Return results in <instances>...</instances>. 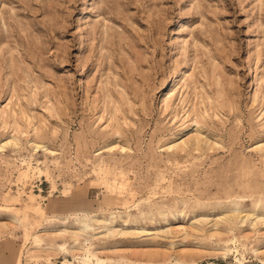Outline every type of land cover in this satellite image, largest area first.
<instances>
[{"label": "rangeland", "instance_id": "rangeland-1", "mask_svg": "<svg viewBox=\"0 0 264 264\" xmlns=\"http://www.w3.org/2000/svg\"><path fill=\"white\" fill-rule=\"evenodd\" d=\"M0 264H264V0H0Z\"/></svg>", "mask_w": 264, "mask_h": 264}]
</instances>
